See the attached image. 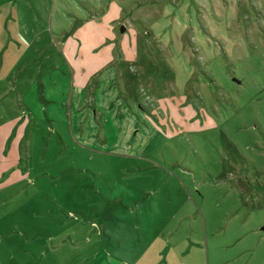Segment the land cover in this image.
Wrapping results in <instances>:
<instances>
[{
  "label": "rangeland",
  "instance_id": "rangeland-1",
  "mask_svg": "<svg viewBox=\"0 0 264 264\" xmlns=\"http://www.w3.org/2000/svg\"><path fill=\"white\" fill-rule=\"evenodd\" d=\"M44 44L63 97L72 79L89 92L98 61L118 62L137 155L20 129L32 99L9 78L43 77L55 64L36 57ZM138 190L154 192L164 226L142 258L102 227ZM67 232L78 264L83 250L102 264H264V0H0V264H65L31 237Z\"/></svg>",
  "mask_w": 264,
  "mask_h": 264
},
{
  "label": "crops",
  "instance_id": "crops-1",
  "mask_svg": "<svg viewBox=\"0 0 264 264\" xmlns=\"http://www.w3.org/2000/svg\"><path fill=\"white\" fill-rule=\"evenodd\" d=\"M59 30L55 27V31L58 32ZM46 47L47 44L37 49L34 48L36 55L38 54L36 57L40 59V57L46 56L42 58L44 65H47L50 61L55 63L53 67L49 65L51 68L48 71L47 68H42L44 71L43 77L32 79L28 75L19 76L16 74L9 78L12 82L17 83V85L10 86L9 92L16 90L21 92L20 95L23 98L32 99L28 103L30 119L25 117L20 129L32 133L43 126L47 130L49 129L51 136L57 139H62V131H66L70 137L74 134L79 145L84 149H88L86 145H98L97 147L109 148L111 151L121 154L124 158L137 155L138 151L142 149L144 140L128 138L126 134L121 132L123 128L121 127L122 117L126 116L130 124V120L134 121V115L129 112L130 106L121 103L122 99L116 84V77L119 72L118 62L116 60L98 61L95 64L96 67L90 72L92 83L89 85V92L85 91L82 85L76 84L75 80L72 79L71 90L66 97H63L60 95L62 91L60 86L61 77L56 75L57 66H59L57 53L59 55V52L54 48V55L47 57ZM37 84L39 85L37 86ZM59 99H61V102H59ZM13 118L19 119L17 115ZM109 120L110 124L114 125L116 134H113L111 126V130L109 126L107 130L105 124H103L104 121V123H107ZM98 122L103 124L101 133L97 129ZM29 125L31 126L27 129ZM110 135L111 137H109ZM71 138L73 139V137ZM143 193L146 197L142 196V192H139V190L135 193L131 191L121 192L120 199L122 202H120V208L124 210L122 218L114 221H103L102 225L106 239L110 240L111 237H114L117 240L116 242L119 243L120 251L125 252L134 249L138 258H142L149 250L153 251V243L158 241L164 227L162 226V220L155 218V214L160 215V208L159 204H156V201L152 198L154 192L150 190ZM166 230L169 233V229L166 228ZM71 231L74 236L77 234L76 230L71 229ZM72 233L67 232V234L63 233L55 236L53 234L49 236L43 234L31 238L37 240L38 237L44 236L42 242L47 240L45 250L40 251V256L48 258L52 262L64 260L65 264H78L81 257L76 251L79 250V246L70 245L69 243V240L76 239ZM53 238L57 239V243L52 244L50 247L48 242ZM86 239L89 240L90 238L87 237ZM132 241L135 246L133 247L131 244V249L128 243H132ZM27 243L31 244L33 242L29 239ZM162 249L158 248L157 252H161ZM27 252L29 257L34 254L30 249ZM94 255L93 252L83 250L82 257L84 261L82 264H102L100 261H87L90 257L93 258ZM166 257H168V250ZM11 258L13 259V257ZM13 264H16V262L14 261ZM17 264L20 263L17 262Z\"/></svg>",
  "mask_w": 264,
  "mask_h": 264
}]
</instances>
